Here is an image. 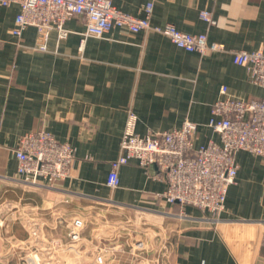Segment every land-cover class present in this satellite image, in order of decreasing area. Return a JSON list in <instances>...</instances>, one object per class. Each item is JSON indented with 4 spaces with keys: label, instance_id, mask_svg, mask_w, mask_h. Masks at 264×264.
I'll return each instance as SVG.
<instances>
[{
    "label": "crops",
    "instance_id": "crops-1",
    "mask_svg": "<svg viewBox=\"0 0 264 264\" xmlns=\"http://www.w3.org/2000/svg\"><path fill=\"white\" fill-rule=\"evenodd\" d=\"M112 3L138 17L150 3L152 25L171 23L183 32L205 33L224 50L202 55L177 47L158 32L133 33L117 26L101 37L84 36L79 16L64 23L65 38L52 31L47 49L37 50L32 48L35 28H26L20 37L11 33L19 7L0 5V264H25L8 242L29 237L22 213L56 224V230L47 232L66 241L68 221L80 214L88 222L89 211L106 213L130 228L148 225L145 229L154 236L146 257H154L165 243L161 264H264L260 156L242 150L236 154L235 182L217 221L192 206L167 203L162 196L166 182L155 177L153 166L142 168L131 160L118 168V186L106 184L130 113L138 134L172 130L185 120L196 123L197 148L209 139L219 141L207 123L221 85L245 100L264 96V88L249 80L245 67L232 61L234 50H264V0ZM202 10L210 12V22L200 17ZM39 129L75 148L71 175L53 186L26 184L16 175L19 137ZM96 233L86 223L78 250L68 254L67 263L88 264L91 245H107ZM119 258L129 264L126 255Z\"/></svg>",
    "mask_w": 264,
    "mask_h": 264
},
{
    "label": "built area",
    "instance_id": "built-area-1",
    "mask_svg": "<svg viewBox=\"0 0 264 264\" xmlns=\"http://www.w3.org/2000/svg\"><path fill=\"white\" fill-rule=\"evenodd\" d=\"M12 4L19 7L12 35L20 37L26 28H35L32 48L37 50L47 49L52 31L56 32L57 38H65L68 31L64 23L73 16L83 18L84 36L101 37L117 26L133 33L140 30L158 32L177 47L202 55L224 50L222 44L209 42L205 33L183 32L171 23L152 25L149 21L150 3L145 6L143 17L119 10L112 0H0L1 6ZM200 17L211 21L208 10H202ZM232 61L245 67L252 83L264 88V50H234ZM134 125L135 116L130 113L120 138V153L110 161L106 184L110 188L118 186V168L131 160L142 168L153 166L156 168L155 177L166 182L162 196L167 203L197 208L211 221H217L225 209L228 188L236 178V154L242 150L264 159V96L245 100L231 95L225 85L219 88V96L212 104L207 123L218 134V142L209 139L195 148L193 138L197 125L190 120L172 130H151L145 134L136 133ZM14 155L16 175L22 182L53 186L71 175L75 148L56 140L50 132L39 129L19 137ZM19 218L29 237L24 241L10 238L8 242L13 254L21 252L18 257L25 264H68V254L77 252L85 226L82 215L74 214L68 221L66 241L49 235L47 228L51 231L57 228L52 222L31 218L26 213ZM138 228L139 225H136L134 230ZM134 239L128 245L126 242L96 244L88 264H121L119 254L125 252L131 255L129 264H161L162 252L165 255L167 249L165 243L155 249L154 257L147 258L141 254L153 250L149 240Z\"/></svg>",
    "mask_w": 264,
    "mask_h": 264
},
{
    "label": "rangeland",
    "instance_id": "rangeland-1",
    "mask_svg": "<svg viewBox=\"0 0 264 264\" xmlns=\"http://www.w3.org/2000/svg\"><path fill=\"white\" fill-rule=\"evenodd\" d=\"M86 214L88 216V219H87L88 222H85V226H86V223H89L90 226L95 231V233L99 232V233H96V235L99 237L101 242H102V239H101L102 237L106 238L105 244L107 245H115L117 243L122 244L125 242L128 245L130 242H133L135 240L134 239L135 237L141 240H149L150 238L154 236L152 231L147 230V229L145 230V227H147L148 225H145L144 227L143 225H140L138 230L137 229L134 230V228L129 229V227L126 226L129 223H126L123 221L117 222L116 219H111L109 216H106L107 215L106 213H103L102 215H100V214L89 211ZM122 226L125 227V229H120ZM96 228H97V231H96ZM126 228H128L129 230ZM119 233L121 235H119L118 237L117 234ZM135 234L137 236H135ZM95 245L96 244L91 245V246L94 247ZM127 245H126V248H128ZM58 255L62 256L61 254H58ZM123 255H126L127 263H128L129 260H131V255L127 252L123 253ZM141 256L146 257V252L142 253ZM133 261H135V259H133Z\"/></svg>",
    "mask_w": 264,
    "mask_h": 264
}]
</instances>
